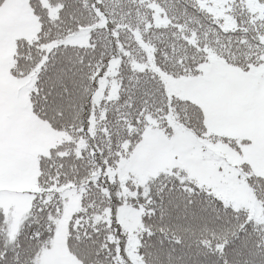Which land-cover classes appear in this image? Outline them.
Returning a JSON list of instances; mask_svg holds the SVG:
<instances>
[{
  "label": "snow or ice",
  "instance_id": "snow-or-ice-1",
  "mask_svg": "<svg viewBox=\"0 0 264 264\" xmlns=\"http://www.w3.org/2000/svg\"><path fill=\"white\" fill-rule=\"evenodd\" d=\"M0 264H264V0H0Z\"/></svg>",
  "mask_w": 264,
  "mask_h": 264
}]
</instances>
